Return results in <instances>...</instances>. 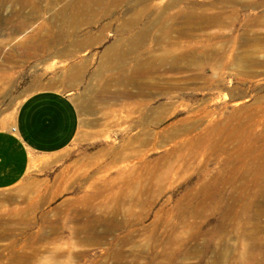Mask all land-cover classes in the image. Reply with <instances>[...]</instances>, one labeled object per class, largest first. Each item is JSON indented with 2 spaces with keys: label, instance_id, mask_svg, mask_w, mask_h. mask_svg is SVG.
Returning a JSON list of instances; mask_svg holds the SVG:
<instances>
[{
  "label": "rangeland",
  "instance_id": "1",
  "mask_svg": "<svg viewBox=\"0 0 264 264\" xmlns=\"http://www.w3.org/2000/svg\"><path fill=\"white\" fill-rule=\"evenodd\" d=\"M40 91L0 264H264V0H0V128Z\"/></svg>",
  "mask_w": 264,
  "mask_h": 264
},
{
  "label": "crops",
  "instance_id": "2",
  "mask_svg": "<svg viewBox=\"0 0 264 264\" xmlns=\"http://www.w3.org/2000/svg\"><path fill=\"white\" fill-rule=\"evenodd\" d=\"M78 115L72 100L61 92L40 91L20 106L16 131L0 128V189L17 184L27 173L31 149L50 151L74 136Z\"/></svg>",
  "mask_w": 264,
  "mask_h": 264
},
{
  "label": "built area",
  "instance_id": "3",
  "mask_svg": "<svg viewBox=\"0 0 264 264\" xmlns=\"http://www.w3.org/2000/svg\"><path fill=\"white\" fill-rule=\"evenodd\" d=\"M11 130L16 131V126L15 125L11 126Z\"/></svg>",
  "mask_w": 264,
  "mask_h": 264
},
{
  "label": "bare ground",
  "instance_id": "4",
  "mask_svg": "<svg viewBox=\"0 0 264 264\" xmlns=\"http://www.w3.org/2000/svg\"><path fill=\"white\" fill-rule=\"evenodd\" d=\"M130 78V77H129ZM132 78H130V80H131ZM129 80V79H128ZM129 82H132V81H129Z\"/></svg>",
  "mask_w": 264,
  "mask_h": 264
}]
</instances>
